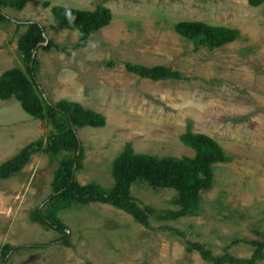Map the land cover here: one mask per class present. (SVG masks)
I'll return each mask as SVG.
<instances>
[{"label": "rangeland", "instance_id": "rangeland-1", "mask_svg": "<svg viewBox=\"0 0 264 264\" xmlns=\"http://www.w3.org/2000/svg\"><path fill=\"white\" fill-rule=\"evenodd\" d=\"M99 5L113 18L85 49H75L77 32L53 27L54 6L93 11ZM1 12L9 22L0 21V76L22 66L18 38L25 24L37 22L49 41L67 50L38 49L37 81L45 96L52 102H78L106 118L102 129L78 131L84 160L76 178L82 185L110 189L114 160L127 143L141 154L193 157L180 140L188 123L195 134L215 139L233 158L215 165L214 187L201 194L196 216L171 222L152 218L147 228L110 205H74L60 212L68 226L66 246L59 233L30 220L32 211L52 194L58 167L49 155H34L20 174L0 181V249L6 244L20 248L6 264H207L198 252H187V240L215 255L226 248L237 258L252 255L254 248L246 242L260 240L256 232H264V4L30 0L22 11ZM182 21L235 29L239 39L221 49L196 51L175 32ZM109 62L115 67H107ZM126 62L169 67L185 79L143 80L125 70ZM52 131L50 123L27 115L15 99L0 101V164ZM132 195L142 205L177 209L173 190H154L138 182Z\"/></svg>", "mask_w": 264, "mask_h": 264}, {"label": "trees", "instance_id": "trees-1", "mask_svg": "<svg viewBox=\"0 0 264 264\" xmlns=\"http://www.w3.org/2000/svg\"><path fill=\"white\" fill-rule=\"evenodd\" d=\"M30 0H0V21L9 22L2 14L5 8L22 11ZM252 6L264 4V0H250ZM50 6L49 3L44 4ZM54 28L68 30L79 34L75 49H85L91 37L112 21V13L99 5L93 11L54 6L51 9ZM25 32L17 41V50L22 66H16L0 76V101L15 99L23 111L35 120L45 121L53 126V131L46 139L32 142L12 158L0 164V181L9 180L30 163L32 156L49 155L52 162L58 163L51 184L52 194L42 207L32 211L30 220L45 229L55 231L66 246H70L68 226L60 218V212L74 205L99 203L110 205L130 215L137 224L149 228L151 219L157 222L177 221L181 218L196 216L201 210V194L214 187L215 165L228 164L233 161L215 139L195 134L192 124H187L186 132L180 137L184 146L194 152L193 157L176 158L172 156H153L135 152L131 143H127L114 160L112 177L114 184L105 189L96 183L82 185L76 178L84 160V150L78 137V131L84 128L102 129L106 118L92 109L85 108L78 102L62 99L50 101L36 83L39 61L33 55L41 47L43 50L56 49L60 53L67 50L53 41L46 43L45 30L37 22L25 24ZM175 32L190 40L195 50L204 47L209 50L221 49L239 39V31L223 26H213L198 21H182L176 24ZM40 45V47H38ZM37 56V54H36ZM107 67H115L109 62ZM125 70L140 79L153 82L181 81L185 77L169 67H147L126 62ZM76 169H74V165ZM146 183L154 190H173L176 196L172 203L176 210L157 209L142 205L132 195L134 184ZM172 231V230H171ZM179 236L184 233L173 230ZM260 240L246 242L254 249L249 258H237L226 248L222 255H215L210 249L197 242L186 241L187 252H198L207 264H259L264 262V232H256ZM235 244L239 241L233 242ZM19 247L6 244L0 249L2 264H6L10 254Z\"/></svg>", "mask_w": 264, "mask_h": 264}, {"label": "water", "instance_id": "water-1", "mask_svg": "<svg viewBox=\"0 0 264 264\" xmlns=\"http://www.w3.org/2000/svg\"><path fill=\"white\" fill-rule=\"evenodd\" d=\"M45 37H46V35H45ZM48 41H49V40H48V38L46 37V43H45L44 45H47V44H48ZM38 47H40V45H39ZM36 54H37V52H35L34 55H33V60H32V62H31V68L33 67V63H34V59H35V57H36ZM36 83L39 84V82H38L37 80H36ZM76 166H77V165L75 164V165H74V169H76Z\"/></svg>", "mask_w": 264, "mask_h": 264}]
</instances>
